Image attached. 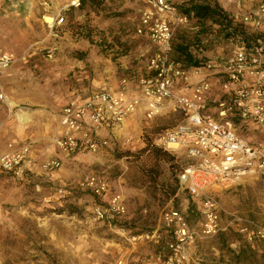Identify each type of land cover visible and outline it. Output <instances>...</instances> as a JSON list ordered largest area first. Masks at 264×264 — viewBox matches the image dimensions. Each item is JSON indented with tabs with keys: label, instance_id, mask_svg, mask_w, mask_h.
<instances>
[{
	"label": "rangeland",
	"instance_id": "rangeland-1",
	"mask_svg": "<svg viewBox=\"0 0 264 264\" xmlns=\"http://www.w3.org/2000/svg\"><path fill=\"white\" fill-rule=\"evenodd\" d=\"M38 1L0 0L4 37L21 50L20 62L0 76V156L11 143L24 141L22 135L27 141L36 135L35 122L41 119L36 109H47L67 92L83 93L110 74L117 78L145 74L147 59L155 52L147 36L136 31L143 8L138 0L86 3L68 14L67 23L54 30L56 36L42 22ZM217 1L240 22L262 0ZM197 23L190 20L176 31L173 58L178 43L189 44L201 64L232 54L234 41L226 40L217 25ZM53 47L49 58L47 51ZM9 100L18 105L10 109ZM22 111L29 120L21 128L16 114ZM182 119L181 112L169 108L147 119L141 109L124 124L120 137L95 153L67 156L52 178L38 168L23 178L0 171V264H138L169 240L164 223L169 209L181 212L198 230V215L176 177L178 163L172 168L145 149L158 133ZM239 131L264 147V131L253 127ZM38 149L32 143L33 153ZM90 175L106 182L104 196L96 197L86 186ZM114 196L125 206L123 216L114 221L98 218L96 206ZM215 196L223 221L231 220L230 213L264 227V176L217 190ZM190 252L199 264H264V238L249 240L233 225L199 238Z\"/></svg>",
	"mask_w": 264,
	"mask_h": 264
},
{
	"label": "built area",
	"instance_id": "built-area-1",
	"mask_svg": "<svg viewBox=\"0 0 264 264\" xmlns=\"http://www.w3.org/2000/svg\"><path fill=\"white\" fill-rule=\"evenodd\" d=\"M83 1L39 0L42 22L50 31L60 28L67 23L68 12L80 8ZM138 1L143 8L136 31L145 34L155 47L147 59L145 74L120 78L114 91L101 84L87 99L67 102L60 111L61 129L55 145L66 155L94 153L108 145V137L101 136L104 130L120 127L139 109L147 119L166 108L181 112L183 119L158 133L153 144L181 159L179 185L195 203L199 229L191 228L181 212L165 211L169 240L138 264H199L190 252L199 238L233 225L249 240L264 238V227L253 221L230 213L231 220L223 221L215 196L217 190L237 186L249 177L264 176V147L239 131L249 127L264 131V0L240 18L262 37L249 45L240 42L230 56L209 59L192 69L173 58L172 44L176 31L193 19L173 0ZM53 53L54 48H49L47 56ZM20 59L0 48V70ZM31 163L30 146L25 144L0 156V171L23 178L31 172ZM60 165L58 159H51L42 162L40 169L49 173ZM85 184L98 198L108 192V185L98 176H88ZM95 213L108 220L123 216L125 206L119 196H114L106 205H97Z\"/></svg>",
	"mask_w": 264,
	"mask_h": 264
},
{
	"label": "crops",
	"instance_id": "crops-1",
	"mask_svg": "<svg viewBox=\"0 0 264 264\" xmlns=\"http://www.w3.org/2000/svg\"><path fill=\"white\" fill-rule=\"evenodd\" d=\"M3 26H4V23L0 19V30H1L0 48L5 50V51L14 53L15 56H20V55H18V52H21V50H19L17 47H12L11 44L5 39L4 34H3ZM182 28H184V27H182ZM49 32L52 35L54 34L56 36V33L54 31L49 30ZM49 58H52V57H49ZM16 63H18V62H16ZM16 63L11 65L10 67L14 66ZM10 67H8V68H10ZM7 69L0 70V76ZM118 79H120V78H117L116 76H114V74L113 75L110 74L109 76L104 77L103 80L101 79L99 81H94L93 85L90 87V89L87 91H84L83 93H80L79 91H78V93H76L74 91L67 92L61 98H54V100L48 105L47 109H43V108L36 109V111H35L37 113L36 115L39 117L41 116V119H39L38 121L35 122L36 126L39 128L36 135L31 137V139L29 141L26 140V138L24 137L25 135H22L21 139L24 141L20 142V141L14 140L16 142L11 143L8 147V150L16 149V148H18L22 145H25V144H28L29 146H31V150H30V159L32 161L31 172H33L35 168L40 169L41 163L44 161H47V160L58 159L61 163H63L64 158H66L67 156L69 157L70 155L72 156L75 154L86 153V152L87 153H93V152H88V151H82V152H77L74 154L66 155V154L62 153L57 148V146L55 145V139L57 138V136H59L60 129H61V126L59 124L61 108L70 100L83 101V100L87 99L89 97V95L91 94V92H93V90L100 87L101 84H106V86L112 91L116 90L118 88ZM81 89H83V87H81ZM139 110H141V109H139ZM22 112H25V111H22ZM26 115H27V113H26ZM134 116H135V113H133L130 117H128L121 124L120 127L115 128L114 130H104L101 133V136H103V135L107 136L109 139L108 144H110L111 141L117 139V137H120L119 136L121 133L120 130L125 132L124 124L128 120H130V118H132ZM20 125H21V128L24 127V123L23 124L21 123ZM32 143L34 146L39 148L38 150H36L37 152H35V153H33V150H32ZM44 154H46L47 158L42 159ZM53 173L54 172L52 171V172L46 173L45 175H47L49 178H52Z\"/></svg>",
	"mask_w": 264,
	"mask_h": 264
},
{
	"label": "trees",
	"instance_id": "trees-1",
	"mask_svg": "<svg viewBox=\"0 0 264 264\" xmlns=\"http://www.w3.org/2000/svg\"><path fill=\"white\" fill-rule=\"evenodd\" d=\"M98 4L99 0H85L81 4L80 8L85 4ZM184 4H180L176 7L183 13L190 16L194 21L197 22H205L210 21L211 24L217 25L220 28V32L226 40L232 39L234 41V46L240 42H245L249 45L251 42L255 41V39L263 36L262 33L249 29L241 22L233 21L232 18L227 14L218 4L217 0H183ZM74 10L70 11L73 12ZM68 12V14H70ZM67 14V15H68ZM235 22V23H233ZM198 25V23L196 24ZM173 47V44H172ZM173 51V49H172ZM174 51L177 53L176 60L181 61L185 64L186 67H200L202 64L193 56L192 52L189 50V44H176ZM173 54V53H172ZM146 150H149L154 155L156 161L164 160L165 162L170 163V166L178 163V168L176 169V177L178 180V173L182 166V161L175 154L168 152L161 147L155 146L153 143L148 142L145 147ZM179 183V181H178ZM189 197V196H188ZM189 200L192 202V206L195 209L194 201L189 197ZM116 217L112 218L114 221ZM185 217V216H184Z\"/></svg>",
	"mask_w": 264,
	"mask_h": 264
},
{
	"label": "bare ground",
	"instance_id": "bare-ground-1",
	"mask_svg": "<svg viewBox=\"0 0 264 264\" xmlns=\"http://www.w3.org/2000/svg\"><path fill=\"white\" fill-rule=\"evenodd\" d=\"M7 104L10 107V109H12L13 107H15L17 105L15 102L10 101V100L7 102ZM16 117L18 118V121L20 123H22V124L28 121V118H27V115H26L25 112H19V113H17L16 114Z\"/></svg>",
	"mask_w": 264,
	"mask_h": 264
}]
</instances>
